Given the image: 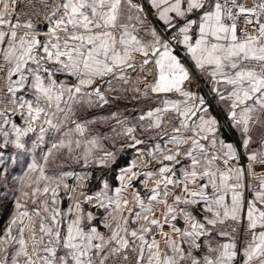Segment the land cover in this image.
Listing matches in <instances>:
<instances>
[{
    "label": "snow or ice",
    "instance_id": "6c2138e0",
    "mask_svg": "<svg viewBox=\"0 0 264 264\" xmlns=\"http://www.w3.org/2000/svg\"><path fill=\"white\" fill-rule=\"evenodd\" d=\"M0 264H264V0H0Z\"/></svg>",
    "mask_w": 264,
    "mask_h": 264
}]
</instances>
